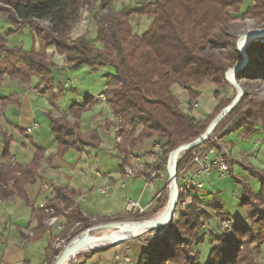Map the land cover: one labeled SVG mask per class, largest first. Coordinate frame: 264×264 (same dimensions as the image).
Segmentation results:
<instances>
[{
	"label": "trees",
	"instance_id": "trees-1",
	"mask_svg": "<svg viewBox=\"0 0 264 264\" xmlns=\"http://www.w3.org/2000/svg\"><path fill=\"white\" fill-rule=\"evenodd\" d=\"M96 1L0 0V15L15 28L12 32L28 29L32 38L30 48L9 46L7 38L0 33V89L6 74L20 81L35 77L39 90L47 93L49 101L57 108L56 100L65 88L57 84L53 77L55 63L53 54L48 53L50 48L54 49V54L64 57L70 70L85 65L109 66L113 72L108 76L109 86L104 95L113 114L120 118L117 133L120 136L118 150L123 153L122 164H126L134 147L156 136L160 140L155 143L160 144L161 149L152 168L160 170V162L165 167L172 151L198 138L213 118L233 100L221 99L213 114L203 120L197 119L183 111L173 86L188 91L189 105L198 97L197 88L207 81L216 86L215 97L218 98L220 90L229 86L226 80L228 68L238 61L236 40H230L224 33L239 13L264 27V0H148L136 10L139 14L152 17L142 34L134 31L127 15L117 11L115 0H102V9L93 14L97 24L95 41L85 34L72 38L71 32L79 23L83 9L86 6L93 9ZM245 3L248 4L243 11ZM40 20H48L50 27L41 25ZM36 40L39 49L36 48ZM209 44H223L229 50L221 58L204 52ZM246 50L255 67L254 77L264 80V42L251 41ZM254 54L257 57L254 58ZM247 68L237 77L244 74ZM8 102L7 97L0 95L1 108ZM92 104L93 97L89 95L84 102L72 104L69 113L59 116L53 110L47 112L50 129L58 142L57 152L50 154L47 160L64 156L70 148L100 147L101 138L96 129L90 133L81 131V115ZM258 124L264 129V100L250 98L245 93L214 133L224 140L237 130L253 134ZM6 142L3 158L11 159L7 137ZM208 143L209 140L202 142L181 155L177 164L178 178L194 152ZM44 155L45 149L36 146L33 159L27 165L0 162V198L7 199L18 194L28 203L25 185L38 177ZM228 162L232 165L230 158ZM245 168L261 183V190L256 194L248 183L236 179L244 186L241 204L246 208L250 225L236 221L229 232L219 231L218 228L212 230L208 235L211 249L206 264H259L256 249L264 245V170L253 166ZM230 175H233L232 171ZM166 177L168 179L167 173ZM55 190L57 198L71 202L72 196L65 188L55 187ZM189 196L191 204L179 210L178 206ZM168 197L166 187L155 199L153 209L136 214L133 220L152 217L166 205ZM49 202L60 211L56 199L51 198ZM201 205L198 195H193L192 191L185 192L179 186V201L166 227H174L173 235L185 238V247L180 244L171 247L168 237L150 238L142 245L137 264H159L160 261L202 264L201 253L196 246L205 243L207 235L199 237L200 231L204 219L211 220L212 216L201 211ZM216 210V217L221 223L224 214L220 207ZM33 213L38 220L34 238H38L48 230L45 225L47 214L42 210ZM175 214H178L176 220ZM69 219V224L81 222L80 231L93 225L94 221L119 220L124 216L91 220L76 206ZM59 253L56 251L55 255Z\"/></svg>",
	"mask_w": 264,
	"mask_h": 264
},
{
	"label": "crops",
	"instance_id": "crops-1",
	"mask_svg": "<svg viewBox=\"0 0 264 264\" xmlns=\"http://www.w3.org/2000/svg\"><path fill=\"white\" fill-rule=\"evenodd\" d=\"M1 24H3L2 27L5 28L6 34L0 33L7 38L9 46H23L27 48L22 43L21 36L23 33L20 31L12 32L15 28L10 23L5 26L3 21H0V28ZM24 31L26 32V29ZM29 37L31 39L30 34ZM56 55L61 57V55ZM52 69L55 82L57 84L60 83L65 88L64 92L56 100L57 108H54L49 101L48 94L39 90L37 87L38 79L35 77L20 81L6 74L2 81L0 95L7 97L9 102L4 108L0 107V162H18L22 165H27L33 159L36 146L45 149V155L38 170V177L34 182L25 185L29 198L28 203L18 194L7 199L0 198V264L30 263L31 260L24 251L28 245V243H23V239L26 237L25 232L29 229H37L38 220L33 212L43 211L41 204L48 203L51 198L56 199L61 212L68 207H72V212L73 208L77 206L91 220L100 218L110 219L132 213L127 210L129 200L138 201L142 207L146 208V212H150L153 209L155 199L167 187L166 177H157L148 181V174L145 172L146 169L152 167L153 162L159 156V151L154 147V143L160 139L156 136L145 139L130 151L126 164L123 165V153H115V150H118L115 142V138L118 136L116 132L117 125L114 128V125L111 124V122H114V118L118 120L120 118L113 114L106 99L98 98V93L94 96L91 95L93 97V104L82 113L80 123L83 133H90L94 129L99 132L101 138L100 147H84L80 150L70 148L64 156H56L52 161L47 160L50 154H55L58 150V142L50 129V120L47 112L53 110L54 114L57 115L56 111L59 109L64 114L69 113L73 99H69L68 101L66 100L67 96L71 93H78L80 95L77 86L74 85L75 82L79 81L78 79L74 78V82L71 84L67 78L68 85L66 80L56 76L57 73L67 75L73 72L68 68L66 62L64 65H55ZM112 72L111 69H107V75L101 78L103 85L102 94L105 93L109 86L108 76ZM91 76L97 75L91 74ZM67 86L69 89H67ZM205 86H207L212 96V101H210L211 106L203 112L197 111L187 104V101L190 99L189 96L187 100H182L181 94L187 91L186 89L177 85L173 86L174 93L180 100L183 111L202 120L211 115L219 103L213 96L216 86L207 81L197 88L198 97L196 99L198 100V104L202 97L201 89ZM69 118L74 120L73 116ZM106 119L108 121L102 122V120ZM97 121L98 124H95ZM33 122H36L38 126L33 128L30 133L26 131L24 133L21 132V130H26L30 127ZM104 123H106V127H102ZM242 132L245 135H250L247 134L246 130ZM34 133H37V139L34 138ZM253 135L262 136L261 138L264 140V130L261 127H257ZM6 137L10 140L8 147L11 159L3 158L7 143ZM228 145L231 148V169L234 174V167L238 166L237 163L246 164L247 155L233 154V146ZM99 155L105 158L108 155H113L117 158L118 162L115 167L110 168V164L104 161L106 159H98ZM93 156L95 157L94 159H92ZM103 163L105 164V168L101 170ZM126 165H129L135 171L136 175L134 177L127 176L124 168ZM159 167L164 172V166H162L161 162L159 163ZM255 167L258 170H264L263 166ZM231 176L233 175H215L210 177L205 181L204 187L193 189L192 193L201 198L202 211L207 212L210 209H214L213 207L215 206H220L224 214L236 221H241L224 208L225 204L221 201V197L218 195L213 196V191H215L213 188L220 181L229 179ZM124 181H126V185L122 187L121 185ZM107 185L109 188L102 191L101 189ZM55 187L65 188L70 196H72L71 202L67 203L62 198H57ZM189 198L191 200V196ZM209 198H212V200ZM46 233H49V231L47 230ZM44 235L38 238L41 239ZM38 238H34V240L38 241ZM142 245L140 242L139 246L136 245L135 247L120 244L101 252L93 253L86 260H81L78 264H137ZM203 247L202 244L198 250L202 255V264H206L211 248L209 246L203 249ZM125 257H130V260H124ZM166 264L174 263L167 262Z\"/></svg>",
	"mask_w": 264,
	"mask_h": 264
},
{
	"label": "rangeland",
	"instance_id": "rangeland-1",
	"mask_svg": "<svg viewBox=\"0 0 264 264\" xmlns=\"http://www.w3.org/2000/svg\"><path fill=\"white\" fill-rule=\"evenodd\" d=\"M145 1H148V0H121V1L115 0V6H116L117 11L121 12V13H123L129 17V19L133 25L134 31L138 34H142L152 20V17L145 15V14H139L136 12L137 9L142 8L143 2H145ZM101 3H102V0H97L95 7L93 9L88 8L87 22L83 26L82 25L80 26L79 24H77L73 28V30L71 32L72 38H77V37L85 34L90 40L95 41L97 24H96V20H95V17L93 14L97 10L102 9ZM247 4L248 3L244 4L243 11L246 8ZM248 20L253 21V24L250 27H248V24H247ZM0 21H3L5 26L9 24L7 19L3 18L2 16H0ZM39 23L41 25L50 27V23L48 20H40ZM2 25L3 24H1L0 32L2 34H6L5 28H3ZM258 27H262V25L257 24L256 21L253 19L243 18L242 13H239V14H236L234 16L233 22L227 27L224 34L230 40H236V42H237L239 36L242 33L247 32L249 30V28L251 30H254ZM20 32L23 33V35L21 36L22 37V43L27 48H29L32 45V40H31L32 38L30 39V37H29L30 32L28 31V29H26V32L24 30L20 31ZM30 36H31V34H30ZM35 44H36V48L38 49L39 44H38L37 40H36ZM96 44H97V46L100 47L99 43H96ZM228 50H229V47L226 45H223V44H209L208 47L206 49H204V52H207L209 54H213V55H216L218 57L224 58V56L227 54ZM53 51H54V49L50 48L48 53L53 54L52 58H53L55 65H64V63H65L64 57L63 56L58 57L56 54H54ZM253 57L255 58V57H257V55L254 54ZM237 58H238L237 62H239L242 58V56L239 52H238ZM251 59H252V57L250 56V61L247 63L248 68L244 74H240L241 76L239 77V81L242 84L244 91H245L246 95H248V97L264 100V80L254 77L255 67H254ZM95 67H97V68H95ZM88 68H89V70H88ZM107 69L112 70V68H110L109 66H94V67L89 66L88 67L85 65V66H82L78 69L72 70L73 72L69 73L67 75H65V74L63 75V73H57L56 76L58 78H62L63 80H66L68 78L70 80L71 84H73L74 78L79 80V81L75 82L74 85L77 86L80 95L78 93H71L67 96L66 100L69 101V99H73L72 104H74L75 102L82 103V102H84V98L86 96H89V95L94 96L97 93L99 94L98 98L102 99L100 96L102 94L101 91L103 90L101 78L107 75V73H106ZM91 74H95L97 76H91ZM66 82H68V81L66 80ZM227 82H228L229 86L225 90H220V92H219L220 94H219L218 98L215 97V92L213 93V96L215 97L216 101H221V99H224V100L233 99L235 97V95L237 93L236 88L232 84H230L229 81H227ZM68 85H69V82H68ZM67 89H69L68 86H67ZM201 92H202V97L199 101L198 107H193L191 104L189 105L188 101H187V104L189 106H192L195 110H197V111L199 110L200 112H203V111H206L211 106L210 101H212V96H211L209 90L207 89V86L202 88ZM181 96H182L183 101L187 100V98L189 96L188 91L183 92L181 94ZM56 112H57L56 114L59 116L64 114L59 109H57ZM105 121H108V119L102 120V122H105ZM118 122H119V120L114 118V122H111V124L114 125V128H115V125H117V128H118ZM95 124H98V121ZM42 125L45 126L44 123H42ZM102 127H106V123H104ZM257 127H261L263 129L261 124H258ZM117 128H116V132H117ZM242 131L243 130L234 131L231 134H229L227 137H225L224 140L228 144L233 146V149H232L233 154L247 155V157H246L247 162H246V164L245 163L244 164L243 163H241V164L237 163L238 166L234 167L233 176H231L229 179L220 181L216 185V187L213 188V189H215V191H213V196L218 195L219 197H221V201L223 202V204H225V207H224L225 209H227L233 216H235L236 218L241 220L246 225H250V220L247 217L246 208H245V206H243L241 204V199H240L243 197L244 186H243L242 182H238L236 179H239V180H242V181H245L246 183H248V185L250 186V188L252 189V191L254 193L257 194L258 192H260L261 185H260L259 179L252 176L250 174L249 170H247L245 167L246 166H253L254 168H256L255 166H257V167L263 166L264 167V140H262L263 139V138H261L262 136H259V135L257 136V135H253V134L245 135V134H243ZM34 136H35L34 138L37 139V133H34ZM117 137L115 138V142H116V145L118 147L119 141H118ZM259 137H260V139H259ZM115 153H120V152L118 150L117 151L115 150ZM94 158L95 157L93 156L92 159H94ZM100 158L106 159L104 161H106L107 164H110V168L115 167L116 163L118 162L117 158L113 155L112 156L108 155L107 158L99 155L98 159H100ZM103 168H105L104 163L102 164L101 170H103ZM163 169L165 172H167V165ZM166 180H167V186H168L170 184V175H168V179L166 177ZM177 182H178V186H181V184L183 182L182 177H179ZM127 183H128V180H127ZM209 190H211V189H209ZM169 192H170V189L168 188V194H169ZM233 196H235V197H233ZM209 199L212 200V198H209ZM189 204H191V200L189 197H187L186 205H184L183 207H185ZM166 206H167V203L164 207H166ZM164 207L160 211H158L155 215H153L152 217L145 218V219H151L153 217H156L164 209ZM217 207H220V206H215V207H213L214 209H210L209 211H207V213H209L212 216V219L211 220L204 219V221H203V227H202V229L200 231V235H199V237H201L202 235L203 236L207 235L206 241L203 244V246H204L203 249H206L207 247L210 246V244L208 243L209 242L208 241L209 240V236H208L209 233L212 232V230H216V228H218V230L221 231L220 225L222 222L220 223V221L216 217ZM201 208H202V205H201ZM179 210H181V208ZM201 211H202V209H201ZM221 211H222V208H221ZM56 213L57 214H65L64 211L63 212L57 211V209H56ZM143 213H146V211ZM136 214H139V212L135 211L134 213H129L127 215H123L124 219L109 220V221H94L95 223L93 225H91L88 228L81 229L80 231H79V229L81 227L80 226L81 222L76 221L74 224H69V221L71 219H69V215H67L66 216V221H67L66 226H64L63 227L64 229L62 231H60L58 237L62 240V243H66V245H68L70 242L75 240L77 237L84 236L89 232L95 231V232L101 233V231L103 229H95V230H91L89 232H86L87 229L91 228L94 225H97L100 223H107V222H119L120 223V222L131 221V220H133V217L136 216ZM224 217H225L224 219H227V218L232 219L233 224L236 222L235 219L227 216L226 214H224ZM177 218H178V214H175L174 219L176 220ZM46 219H45V225L48 227L49 233H46V235H44L43 238H41V239L38 238L39 240L35 241L34 240L35 230L30 229V231H32V233H33L32 237H29L27 232H25L27 238L25 237L23 239V243L25 244V240H26V244L28 243V245L25 247L24 251H25V254L31 260L30 263H28V264H53L54 261L56 260V258L62 252V248L61 249L56 248L54 243H53L54 235L56 233H58L57 230L55 229L56 227L49 226ZM142 220H144V219L136 220V221H142ZM204 225H206L205 226L206 228H204ZM122 228L124 229L126 227H122ZM122 228L120 229L118 226H116L114 228L109 229L107 234L104 236L106 239L102 240V241L103 242L108 241V239H110V237L113 234H115L117 232H121L123 230ZM231 228L227 229L226 232H229ZM156 231H158V228L147 230L142 234H139L137 236H133V237L127 239L126 241H124L121 244L127 245V246H132V247H135L136 245L139 246V242L142 244H145V243H147V241L150 238H152L151 235L153 233H155ZM173 232H174V227H169V228H167V232L160 237H168V243L170 244L171 247H174L177 244H180L181 247H185V245H186L185 238H181L179 236L176 237L173 235ZM119 235L120 234H118V236ZM42 236L43 235H40L39 237H42ZM111 247H114V246L106 247V248L99 249V250L88 249L85 252H79L78 254H76L75 257H73L67 263L68 264H78V263H80L81 260H86L88 257H90L91 254H93L95 251L101 252V251L109 249ZM200 247H201V245H198V246H196V249H200ZM210 248H211V246H210ZM56 251H59L60 253L55 255ZM256 256H257L258 263L264 264V245L256 249ZM117 257H118V255H117ZM125 258H124V260H125ZM129 260H130V257H129ZM166 263L167 262H165V261H160L159 264H166Z\"/></svg>",
	"mask_w": 264,
	"mask_h": 264
},
{
	"label": "built area",
	"instance_id": "built-area-1",
	"mask_svg": "<svg viewBox=\"0 0 264 264\" xmlns=\"http://www.w3.org/2000/svg\"><path fill=\"white\" fill-rule=\"evenodd\" d=\"M121 1V0H120ZM87 13H88V7L86 6L82 11V16L79 21V25L83 26L87 22ZM257 41V40H256ZM259 41L264 42V39H259ZM102 99H105V95H100ZM191 105L193 107L198 106V100L195 99L192 101ZM38 124L36 122H33L30 127L26 129L28 133H30L33 128L37 127ZM118 130V128H117ZM118 141H120V136L117 137ZM209 140V143L206 146L200 147L197 151L194 152L193 157L188 163L186 167L183 168V170L180 173V177H182V184L180 186L181 190L185 192H190L193 189L196 188H202L205 185V181L213 177L215 175L218 176H225L230 175L232 169L231 165L228 162V159L231 157V148L230 146L223 141V139H220L218 134H215L214 132L207 137L202 142H205ZM200 142L199 144H201ZM198 144V145H199ZM154 147L160 151L161 146L158 143H154ZM156 160V159H155ZM125 171L127 176L134 177L136 175L135 171L129 166L126 165ZM143 170L145 169L144 166L142 167ZM148 174V181H151L153 179H156L157 177H166L165 171L155 169V168H148L145 171ZM168 174V173H167ZM126 185V181L122 183V187ZM109 188V186H105L102 188V191H105ZM186 205V201L182 203V205L178 206V209H180L182 206ZM41 207L43 211L48 215L47 216V223L49 226L56 227L58 233L54 235L53 243L56 248L61 249L62 251L66 248V243H62V240L58 237L60 231H62L64 226H66V216L71 212L72 207H68L64 210L65 214H57L56 208L53 204L50 202L41 204ZM127 210L129 212L134 213L135 211H138L139 213H143L146 211L145 207H142L138 201L129 200L127 204ZM233 225V221L230 218L224 219L220 225V230L226 231L227 229L231 228ZM206 225H204V228ZM167 232V227H160L158 228V231L153 233L151 237L153 239L158 238L162 235H164ZM27 234L29 237L33 236L32 231L30 229L27 231ZM27 238V237H26ZM26 244V240H25ZM126 261H129V258H125Z\"/></svg>",
	"mask_w": 264,
	"mask_h": 264
},
{
	"label": "water",
	"instance_id": "water-1",
	"mask_svg": "<svg viewBox=\"0 0 264 264\" xmlns=\"http://www.w3.org/2000/svg\"><path fill=\"white\" fill-rule=\"evenodd\" d=\"M245 38L247 40V45L251 41H256L259 39H264V27H258L254 30L247 31L245 33H242L237 42H236V48L237 52H239L243 58L242 62H237L235 65L228 68L226 72V79L229 81L230 84H232L236 90L237 93L233 100L225 106L209 123L205 131L195 140L181 144L178 146L174 151L170 153L168 164H167V173L170 175V184L167 186L170 189L169 192V198H168V216L163 220H157L155 217L151 219H144L142 221H126L124 222L128 226L126 228H122L123 230L121 232H117L113 234L110 239H108V244L104 247L97 248L95 250L103 249L110 246H117L127 239L131 238L129 235V229L130 227L133 228H142L145 231L151 230L154 228H160L165 227L168 225V223L172 220L174 212L176 210L178 201H179V186H178V175H177V164L179 161V158L181 155L190 149L191 147L197 146L200 142L205 140L207 137H209L215 130V128L219 125V123L224 119V117L240 102V100L244 96V88L242 84L239 81V78L237 77L238 73L244 72V69L247 67V63L250 61V55L247 52L246 48L247 45L241 46V40ZM171 185L173 186V189H171ZM117 223L119 222H107V223H100L97 225L92 226L91 228L87 229L86 232H89L91 230L95 229H104V228H114L117 226ZM123 227L122 225L120 226ZM127 229V231H125ZM118 234H120L118 236ZM102 240H105L106 238L101 236ZM112 239V240H111ZM88 242L84 240H76L70 242L66 248L60 253V255L56 258L53 264H66L71 260L73 257L78 254V252L81 250V248L86 245Z\"/></svg>",
	"mask_w": 264,
	"mask_h": 264
},
{
	"label": "bare ground",
	"instance_id": "bare-ground-1",
	"mask_svg": "<svg viewBox=\"0 0 264 264\" xmlns=\"http://www.w3.org/2000/svg\"><path fill=\"white\" fill-rule=\"evenodd\" d=\"M247 24H248V27H250L252 24H253V21L251 20H248L247 21ZM251 29L249 28L248 31H250ZM247 43V40L245 38H243L241 40V46H245ZM243 58H241L240 62H242ZM171 189H173V186L171 185L170 187ZM168 205L166 207H164V209L155 217L157 220H163L165 219L167 216H168ZM123 226V227H126L128 226L127 224H125L124 222H120V223H117V226ZM111 229V228H104L101 233H98V232H89L87 233L86 235L84 236H81V237H77L75 240L73 241H76L78 239L80 240H84V241H87L88 243L86 245H84L81 250L79 252H85L87 251L88 249H92V250H95L97 248H100V247H104L106 246L109 242L106 241V242H103L102 239L100 238L101 236H105L108 232V230ZM125 231H127V229H125ZM145 230L142 229V228H133V227H130L129 229V235L131 237L133 236H137L139 234H142L144 233ZM78 252V253H79ZM68 264V263H67Z\"/></svg>",
	"mask_w": 264,
	"mask_h": 264
}]
</instances>
